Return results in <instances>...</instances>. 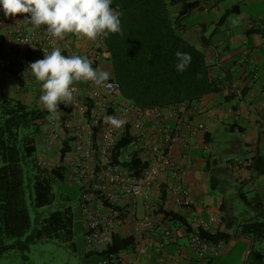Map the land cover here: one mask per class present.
Returning <instances> with one entry per match:
<instances>
[{
    "label": "built area",
    "instance_id": "2783aa9c",
    "mask_svg": "<svg viewBox=\"0 0 264 264\" xmlns=\"http://www.w3.org/2000/svg\"><path fill=\"white\" fill-rule=\"evenodd\" d=\"M14 18L4 14L0 17V49L36 61L44 57V50L50 52L61 45V38L52 37L45 25L31 29L9 26ZM97 55V49L86 51V56ZM1 61L8 67L12 58L3 56ZM73 87L72 104L60 102L57 113H51L47 141L53 145L63 131L71 146L70 158L62 159L59 166L65 168L64 180L80 190L87 251L107 250L113 235L130 217L141 236L136 259L129 260L118 253L101 258L98 264H138V258L148 255L150 249L161 253L167 242L176 237V232L163 227V237H154L161 225L158 215L162 214L164 219L160 207L185 209L193 226L186 234L196 255L208 258L221 254L226 242H211L200 232L201 228H211L217 216L207 219L200 216L185 179L192 165V148L211 151L205 138L206 124L194 118L199 112L197 104L181 101L142 108L130 100H119L121 84L111 77L101 85L89 81L81 85L74 83ZM106 115L126 123L116 128L105 121ZM122 139L127 140L124 147L120 145ZM178 148L187 152L179 157ZM254 163V157L250 156L231 159L228 165L231 170L240 171L252 168ZM161 176L166 178L164 185ZM181 228L185 232L186 225L177 230ZM162 264H167V259Z\"/></svg>",
    "mask_w": 264,
    "mask_h": 264
},
{
    "label": "crops",
    "instance_id": "0c3cea01",
    "mask_svg": "<svg viewBox=\"0 0 264 264\" xmlns=\"http://www.w3.org/2000/svg\"><path fill=\"white\" fill-rule=\"evenodd\" d=\"M190 2H197V5L183 12ZM3 14L0 10V17ZM170 16L177 19L183 37L205 53L212 76L218 80L227 79L226 85L220 91L207 93L196 102L199 112L194 118L206 124L205 138L211 151L206 153L202 147L192 148V165L185 179L197 203L200 216L205 219L211 215L217 216L211 229L231 232L233 237L228 246L244 244L241 264H245L248 252L253 246L259 245L240 232L239 224L255 218L259 212L258 205H264V0H180L170 6ZM9 26L27 29L35 27L19 17H15ZM59 47L64 55H86L90 48H105L102 37L91 41L74 34H65ZM3 56L12 58L8 67L2 65ZM88 57L92 63L98 60L94 68L98 67L111 73L109 60L101 55ZM30 62L34 61L28 56L14 55L10 50L0 49V94L47 110L39 102L40 83L30 74V70H27ZM82 83L83 81L75 82L78 85ZM126 99L119 96L121 101ZM50 121L49 111L46 117L39 121L45 143L44 157L39 163L59 166L62 159L70 158L71 146L66 140V134L61 130L59 139L53 145L48 143L47 130ZM184 151L187 152L178 148L176 155L180 157ZM223 152L233 153L225 166H221ZM250 156L259 158L255 168L240 171L229 168L231 159ZM219 173L230 174L237 182L239 197L248 208L239 216L235 215L232 204L227 202L225 196L214 199L208 192L207 185L211 176L218 180L216 187L221 184L217 177ZM161 179L164 185L165 176H161ZM248 192L254 195L249 198ZM173 210L189 217L183 208L173 207ZM138 215H142V208L139 209ZM161 215H158L161 225L157 227L154 237L160 238L164 228L174 230L176 237L167 242L161 253L150 249L148 255L140 256L138 264H162L164 259H167V264L211 263L214 257L201 258L193 252L189 244L182 242V238L188 236L182 228L177 230L182 226L181 223L167 221L162 219ZM118 233L123 236L134 235L137 245L141 239L135 231V221L132 217ZM119 254L129 260L137 257L136 248L122 250Z\"/></svg>",
    "mask_w": 264,
    "mask_h": 264
},
{
    "label": "trees",
    "instance_id": "16d2710c",
    "mask_svg": "<svg viewBox=\"0 0 264 264\" xmlns=\"http://www.w3.org/2000/svg\"><path fill=\"white\" fill-rule=\"evenodd\" d=\"M180 0H113L112 7L122 12V33L102 37L105 48L97 49L98 55L110 61L111 78L121 84L120 95L146 108L167 106L176 102L196 103L205 94L220 91L226 78L215 79L203 51L181 34L177 19L170 16V6ZM197 2H190L183 12L193 9ZM30 14L13 16L24 19ZM191 54V63L184 72L175 68L176 51ZM98 60L92 63L95 67ZM44 110L0 94V256L18 249L28 257L30 244L42 240L71 241L74 235L72 209L51 212L39 227L31 231V217L27 203V179L32 186L33 203L39 208L55 201L54 181L64 180L63 166L42 165L31 159L36 152L35 138L30 128L39 130V121L46 117ZM127 140H120L126 146ZM64 155V152H63ZM63 157V156H62ZM254 157L252 168L258 166ZM25 163L32 173L26 174ZM217 178L211 176L212 187ZM163 192V198L165 197ZM248 203V200L245 199ZM255 218L239 224L240 232L257 243L251 249L246 264H264V205H258ZM164 219L186 225L185 233L193 229L191 222L182 214L160 207ZM203 238L211 242L228 243L233 234L223 230L201 228ZM187 235V234H186ZM134 235L123 236L118 231L104 252H88L99 260L107 255L118 254L129 248L137 249ZM98 260V261H99Z\"/></svg>",
    "mask_w": 264,
    "mask_h": 264
},
{
    "label": "clouds",
    "instance_id": "9594fccd",
    "mask_svg": "<svg viewBox=\"0 0 264 264\" xmlns=\"http://www.w3.org/2000/svg\"><path fill=\"white\" fill-rule=\"evenodd\" d=\"M113 0H0V10L5 16L18 13L30 14L24 19L34 26L45 25L55 38L74 34L96 41L99 37L122 33V12L113 8ZM44 57L30 62L27 70L40 83V104L56 114L59 104L71 105L75 82H94L101 85L109 81L111 73L92 66L88 56L64 55L60 47L44 50ZM175 68L184 72L191 63V54L177 50ZM105 121L116 128L126 121L111 115Z\"/></svg>",
    "mask_w": 264,
    "mask_h": 264
},
{
    "label": "rangeland",
    "instance_id": "374dc122",
    "mask_svg": "<svg viewBox=\"0 0 264 264\" xmlns=\"http://www.w3.org/2000/svg\"><path fill=\"white\" fill-rule=\"evenodd\" d=\"M29 132L34 136L37 146L36 152L31 159L39 162L40 159L44 157V137L40 128L39 130H36L35 127L32 126ZM238 136H240V134H238ZM223 154V163L221 166H225L227 159L233 156V153L223 152ZM1 165L2 161L0 159V166ZM24 167L28 177V174L31 175L32 170L27 163H25ZM217 177L221 180V184H219L218 187L214 188L212 187V182H208L207 187L210 196L214 199L215 197L225 196L227 202L232 204L235 215L239 216L248 208L239 197L236 180L230 174L219 173ZM53 185L55 201L50 205L37 208L33 203L32 186L28 185L27 179V203L32 222L31 231L34 228L39 227L42 220L51 212L70 207L74 217V235L72 240L66 242L58 240H42L32 243L30 244L29 251H27L28 257H25L24 253L18 249L9 250L0 256V264H98V256L87 255L82 226L79 188L70 185L66 180L61 179H56ZM245 190L248 191V188ZM247 194L249 198L254 195L252 192H248ZM182 242L188 245V237H183ZM260 245L264 247V241H262ZM227 246L228 243H226V249L221 254L214 257L210 264H241L244 244L238 243L233 246L229 245V248Z\"/></svg>",
    "mask_w": 264,
    "mask_h": 264
},
{
    "label": "water",
    "instance_id": "95a60500",
    "mask_svg": "<svg viewBox=\"0 0 264 264\" xmlns=\"http://www.w3.org/2000/svg\"><path fill=\"white\" fill-rule=\"evenodd\" d=\"M249 253H250V251L248 252V254L246 256L245 264L247 263V259H248Z\"/></svg>",
    "mask_w": 264,
    "mask_h": 264
}]
</instances>
